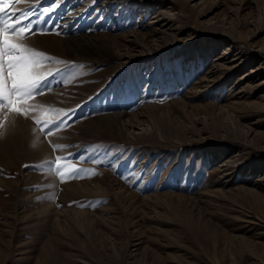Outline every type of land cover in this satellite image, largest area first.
<instances>
[{
    "label": "rangeland",
    "instance_id": "obj_1",
    "mask_svg": "<svg viewBox=\"0 0 264 264\" xmlns=\"http://www.w3.org/2000/svg\"><path fill=\"white\" fill-rule=\"evenodd\" d=\"M56 8L62 35L25 43L68 63L29 103L75 111L52 137L7 113L0 264H264V0ZM69 154L95 174L24 167Z\"/></svg>",
    "mask_w": 264,
    "mask_h": 264
},
{
    "label": "snow or ice",
    "instance_id": "obj_2",
    "mask_svg": "<svg viewBox=\"0 0 264 264\" xmlns=\"http://www.w3.org/2000/svg\"><path fill=\"white\" fill-rule=\"evenodd\" d=\"M25 0H0V129H3L7 120V113L28 118L29 113H40L43 116L51 114V119H40L33 115L32 121L39 127L44 137H52L63 129L71 127V116L75 109L61 110L47 108L41 104H32L29 101L46 93L54 91L52 84L55 77L60 74L59 69H54L52 64H67L68 62L46 55L25 43L30 37L46 32H55L62 35L59 22L52 20V14L57 11V0H52L48 6L18 8ZM43 25V27H41ZM71 69L85 68L84 65H70ZM61 83L67 84L77 78V73L65 70ZM164 103L163 100L158 101ZM35 132L36 129L34 128ZM4 132L0 131V137ZM39 139V137H37ZM36 141H33L35 147ZM55 152L66 149L67 145L50 141ZM66 156L58 155L54 161H46L41 166L24 165L25 168L33 167L40 170L47 168L54 173L60 182L72 179L85 178L94 175V170L76 167V162ZM96 163H101L97 161ZM91 205H89L90 207Z\"/></svg>",
    "mask_w": 264,
    "mask_h": 264
}]
</instances>
